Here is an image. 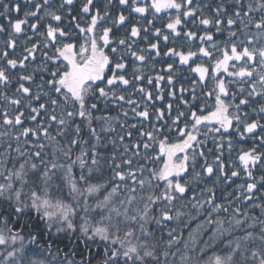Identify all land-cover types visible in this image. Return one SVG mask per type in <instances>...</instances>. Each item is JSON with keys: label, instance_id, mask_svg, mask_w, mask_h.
Wrapping results in <instances>:
<instances>
[{"label": "snow or ice", "instance_id": "1", "mask_svg": "<svg viewBox=\"0 0 264 264\" xmlns=\"http://www.w3.org/2000/svg\"><path fill=\"white\" fill-rule=\"evenodd\" d=\"M28 3L31 10H26L22 19L9 20L10 30L0 54L6 62L0 66V100L4 101L0 112V128L4 129L0 131V264H92L96 257H100L97 264H264V219L253 214L259 209L264 215V151L259 150L264 148V0H219L214 4L211 0L203 4L193 0H117L121 10L115 14L111 11L114 0H106L103 10L95 7V0H83L78 16L72 15L74 0H62L58 6H54L55 0ZM3 8L0 16L21 11L19 3L13 8L3 4ZM169 9H174L175 15H169L164 28L175 36L180 35L178 29L187 19L204 31L183 33L189 41L199 40L195 50L168 48L164 56L178 58L180 65H189L194 58L211 61L191 67L198 80L189 88L181 85L179 96L172 63L163 69L167 77H145L139 66L133 67L131 79L128 76L130 58L135 65L147 60L146 52L161 55L159 39L149 42L147 48L139 47L138 40L142 31L147 33L153 26L157 14ZM149 13L152 19H147ZM254 13L260 14L259 19ZM135 14L147 19V25L137 21L125 28ZM29 18L35 22L28 25ZM238 22L244 40L235 28ZM22 26L33 31L36 42L25 46L18 58H9L8 49L15 51V36L24 32ZM251 28L256 29L254 34ZM121 30L123 34L116 35ZM4 31L0 24V33ZM225 31L224 41L214 39V33L223 35ZM153 35L160 37L162 29L154 28ZM142 38L148 41L147 35ZM31 39L28 37L25 45ZM168 39L164 34L163 40ZM40 47L43 66L29 72V61L36 60ZM18 67L19 74L11 75L10 70ZM37 71L43 73L39 83L35 81ZM209 78L212 87L198 95V87H205ZM145 79L148 85L154 84L155 91L143 86ZM13 80L18 86L9 96L3 89ZM165 80L169 99L158 108L155 105L165 101ZM129 87L140 94L139 100L132 98L133 93L125 95ZM185 93L190 94V100L184 98ZM177 98L180 103L169 123L165 114L171 116ZM202 98L214 102L201 103ZM110 102L126 104L122 115L128 117L131 112L139 123L127 125L119 115H94L106 113ZM180 105L187 111H181ZM26 121L34 126H25ZM97 122L98 128L94 126ZM117 122L129 139L138 129L139 139L129 147L125 135H120L130 157L112 165L110 181L94 183L109 159L101 150L105 137L116 131ZM146 122L151 123V130L144 129ZM53 124L55 135L50 131ZM173 133L175 139L171 140ZM233 135L241 141L248 138L259 148L239 149L237 159L226 165L223 148L227 144L231 154ZM57 137L66 138L67 143L60 145ZM209 138L219 154L213 155V149L207 148ZM49 145L53 146L51 159L45 151ZM77 146L80 151L73 159ZM141 148L144 163L134 166L133 158L141 156ZM157 148L155 155L149 154ZM110 159L114 162L115 155ZM161 160L159 167L147 169L146 177V165ZM76 165L78 177L73 172ZM228 169H232L230 173ZM257 169L259 176L255 175ZM241 172L246 179L237 185L235 199L249 202L250 207L243 212L236 207L228 214V207L216 202L215 183H228ZM213 177V186L201 187L205 179ZM56 179L61 183L56 184ZM63 186L68 188V200L52 194L53 188L62 191ZM138 190L143 194L137 196ZM189 192L188 202L178 207L177 202ZM90 198L95 203H90ZM253 199L260 202L251 203ZM192 211L207 215L185 239L178 229L182 220L191 218ZM97 212L99 218L93 219ZM220 213L228 215L221 218ZM9 220L20 227L14 228ZM257 227L258 233L253 231ZM238 231L243 235H237Z\"/></svg>", "mask_w": 264, "mask_h": 264}, {"label": "trees", "instance_id": "2", "mask_svg": "<svg viewBox=\"0 0 264 264\" xmlns=\"http://www.w3.org/2000/svg\"><path fill=\"white\" fill-rule=\"evenodd\" d=\"M62 2V0H55V4L54 6H58L60 3ZM83 0H74V3L72 6L73 12L72 15H77L79 14V9L80 6L82 4ZM106 2V0H95V7H99L103 10V5ZM194 4L197 2H200L201 4L205 3L206 0H193ZM219 2V0H211V3H217ZM16 3H19L21 5V11L19 13H16L14 11L10 12L9 14H7L6 16H0V24L4 25L5 27V31L0 33V54H2L3 50H4V41L7 39L8 36V31L9 29V20H12L13 22L16 19H22L24 16V12L26 10H31V5L28 3V0H0V12H4V8H3V4H9L10 8H13L15 6ZM119 10H121L120 6L117 3V0H114V4L113 6H111V11L113 14L117 13ZM66 11V9H65ZM210 11V10H209ZM228 11L231 13L233 11L232 8H229ZM209 14V13H206ZM147 15V19H152L151 13L146 14ZM169 15H175V10L174 9H169V10H165L162 11L161 13L157 14V18L153 20V26H149L150 30L145 33L142 31V35L141 38L138 40V46L142 47V48H147V44L149 42H156L157 39H159L160 43H159V49H160V56H155V52L154 51H149L146 52L145 55L147 56V60L144 63H140V62H136V64H133L132 59L130 58L128 61V76L131 79V73L133 71V67L134 66H139L140 68L143 69V73L145 77L148 76H153L155 77V75L160 74V75H164L165 77H167L168 73L163 71V69L166 68V65L169 63H172L174 65V76H175V88L178 92V96H179V88L181 85H183L186 88H189L192 84L193 80H198V74L193 73L191 71V67H194L196 63H204L205 65H209L211 63V61L207 60L206 58H194V61H190L189 65H180L178 58H173V57H166L164 56V53L168 50V48H175L177 50H182L187 52L189 50V48L191 47L193 50H195V48H197L199 46V40L196 39L194 41H189L185 36H184V32L187 30H192V31H196L198 34H201L204 29L203 27H197L196 25H194L192 23L191 19H187L185 21V25H182L179 27V31H180V35L179 36H175L174 34L171 33V30L165 29L164 25L168 22V17ZM199 15V14H197ZM260 14L259 13H254V18L255 19H259ZM88 19L87 16L84 17V20L86 21ZM147 19H143L139 16V14H135L129 17V23L126 24L124 27L128 28L130 27L131 23H136L137 21H139L142 25H147ZM35 21L31 18L28 19V25L34 23ZM246 22V21H245ZM198 23V22H197ZM24 27V32L20 33V34H16L15 39L17 40V46L15 48V51L13 52L12 49H8L9 51V58H18L21 54H23V49L25 46H30L31 43H35L36 42V35H34L33 31L27 27V26H22ZM161 28L162 29V35L160 37H156L153 35L154 32V28ZM235 28L239 31L240 35H239V39L240 40H244L246 39V37L243 34V29L241 28V25L239 24V22L237 23V25L235 26ZM40 30L43 31V25H40ZM214 31V30H213ZM250 32L252 34H254L256 32L255 28H251ZM123 34V30H121L120 32H117L116 35H121ZM166 34L169 36L168 41H164L163 40V35ZM144 35L148 36V41L146 42L142 37ZM227 36V31H225L223 33V35L221 34H215L214 33V39L218 42H222L225 40V37ZM28 37H32L31 41H29V43L27 45H25V41L27 40ZM223 46V45H221ZM257 46H260L259 44H257ZM42 47H40L36 53V60L34 62H32L31 60L29 61V69L28 71L31 72L33 69H37V68H42L43 66V61H44V57L42 55ZM51 54V52L49 53ZM6 62L0 58V66H5ZM231 70V69H230ZM21 70L19 69V67L15 70H10L11 75L16 76L19 74ZM211 71V69H210ZM42 71H37L35 73V81L36 83L40 82V76L42 75ZM48 77L45 76V79H47ZM225 79H227V77L225 76ZM17 83L15 80H13V82L8 86V88L3 89L5 92H7V94L9 96L13 95L15 93V89L17 87ZM143 86H145L146 88H150L151 90L155 91V86L153 85H148L147 83V79H145L143 81ZM162 86L165 87V101L164 103H157L155 106L156 107H163L164 104L167 103L168 101V97L166 95L168 88L166 86V80L165 82H162ZM33 90L35 91V85H32ZM212 87V80L209 78L206 82V86L203 87L202 89L198 87L197 89V93L198 95L201 92H207L210 88ZM234 90V89H233ZM128 93H133V89L131 87L127 88L125 91V95H127ZM133 99L139 100L141 98L139 93H133L132 95ZM184 98L190 100L191 96L188 93L184 94ZM213 99L209 98L208 100H204L203 98L201 99V103H206L208 105H211L213 103ZM179 98L175 99L173 101V110H172V114L171 116H169L167 113L165 114V120H167L169 123H171V120L173 117H175L176 115V105L179 104ZM4 106V101L0 100V112H2ZM255 105H252V107H254ZM103 104L101 105V108L103 109ZM128 106L126 104H120L119 106L115 103H109L108 107H107V111L105 113V111H101L98 113H94V115H110V116H120L121 120H125L127 125H131V124H138V120L132 118V114L131 112H129V116L128 117H124L122 115V108H127ZM197 107H199V105H197ZM150 111H152L151 107L149 109ZM180 110L181 111H187V109L183 106L180 105ZM208 110H211L210 108ZM245 111H249L250 109H244ZM206 114V113H205ZM28 112L25 111V117H27ZM255 118V117H253ZM0 119H2V117H0ZM25 126H34L31 124V122L26 121ZM94 126H96L97 128L99 127L98 122L94 124ZM181 126H183L181 124ZM116 131L110 134H107L105 137V146L103 149H101L104 153V155L106 157H108V161L106 163H104V168H103V173L102 175L98 174L97 178L94 179L92 182H103V181H110L111 180V167L114 163H121L122 160L124 159H128L130 157V153H125L124 152V147L123 145L120 143L119 141V136L120 135H125V141L124 143L128 144L129 147H131V145L139 139V135H138V129H134L133 130V135L132 137L129 139L126 135V131L121 130L119 123L117 122L116 125ZM152 125L151 123L146 122L144 125V129L145 130H151ZM4 129L0 128V131H2ZM51 134L55 135L56 134V125L53 124L52 128L50 129ZM231 131V130H230ZM261 133L259 132V130L257 131V136H259ZM233 150L231 152V154L229 153V150L227 148V144L224 145L223 148V159L225 164H230L232 161H235L237 159L238 156V151L239 149L243 148V149H248L251 147H258V144H255L248 138H245L244 140H239L238 137H236L235 135H233ZM29 139H32L31 137H29ZM171 140L175 139V133H173L172 137H170ZM201 139H203V137H201ZM57 140L59 141L60 145H64L67 143V139L66 138H61V137H57ZM115 140L116 143L113 144L111 141ZM45 143H47L45 141ZM13 147H15V144L13 143ZM52 148L53 146L49 145L45 151L47 153H49V156L47 157L48 159H51V152H52ZM207 148H212L213 149V155L219 154L215 152V147L213 144V141L211 140V138H209L208 144H207ZM3 149L0 148V151H2ZM260 151H264V148H259ZM80 148L77 146L74 148L73 153H72V158L75 159V156L79 154ZM158 151V148L156 149V151L150 152V155H155L156 152ZM115 155L116 159L113 162L110 158ZM143 149L141 148V156L140 157H136L133 158V165L135 166L137 163H144L143 159ZM213 158V156H209V159L211 160ZM61 162L63 163V159H61ZM163 163V161L161 160L159 164H154V163H148L146 165V170L144 175L147 177L148 176V172L147 169L151 168V167H159L161 164ZM9 166H11V164H9ZM197 170H199V164L197 165ZM232 169H228L229 173ZM73 172L74 174L78 177L80 174V169L79 166L76 165L73 168ZM62 173H58V176H61ZM255 175L259 176L261 175V172L259 169L256 170ZM245 177H244V173L241 172L240 177L239 178H233L232 181L228 182V183H224L223 181L220 182H216L215 183V192H216V202L220 203V204H224L228 207V214H231L233 209L236 207H240L241 212L248 210L250 205L249 202L246 201H240L235 199L238 196V191H237V185L243 184L245 183ZM215 181V177H213L212 179H205L203 181V184L201 185V187H210L213 186V183ZM56 184H60L61 180L60 179H56L55 181ZM129 185H131V182H129ZM161 186H162V182H161ZM196 192L199 193L200 192V187H197ZM28 189H25V192H27ZM52 194L54 196H61L63 199L68 200V188L67 186H63L62 191H57L55 188H53L52 190ZM143 193H140L139 190L137 191V196L142 195ZM103 195V190L100 194V198H102ZM123 194L121 195L122 198ZM191 196V192L188 193V195L183 199L177 202V206L179 207L180 205L187 203L188 202V197ZM118 198V199H119ZM118 199H117V203H118ZM90 203H95L94 199L90 198ZM260 201H257L256 199H253V201L251 203H258ZM142 206V205H140ZM207 207V206H206ZM182 211H186L185 209L181 208ZM225 213H220L221 218H225L226 215ZM253 214L255 216L260 217L261 219H264V215L261 214L259 209H255ZM33 217L35 216V213L32 214ZM82 215V213H81ZM207 215L206 212H200L199 215H197V213L195 211H192L191 213V218H185L184 220H182L181 222V228L178 229L182 230L183 232V237L186 239L189 235V232L193 231L194 229L197 228L198 224H201L204 219L205 216ZM92 218L93 219H98L99 218V213H93L92 214ZM214 218H215V214H214ZM9 224L12 225V221L9 220ZM186 225V226H185ZM14 228L18 229L20 227L19 224H15L12 225ZM175 226V225H173ZM208 229L205 228V232H207ZM254 232L258 233L259 232V228H255L253 229ZM237 235H243V232L238 231L236 233ZM25 235V239L27 240V236L28 233L27 231H25L24 233ZM157 235L159 236L160 233L157 232ZM165 239H167V236L165 235ZM203 239H207V235L203 236ZM61 248L64 249L65 252L68 251V248L64 247V244H60L59 245ZM31 248L35 249L36 247H38V245H31ZM103 247V245H101V248ZM93 248H95V245L93 246ZM77 259L80 258V256L78 255L76 257ZM100 259V257H96L95 259L92 260V264H97V261Z\"/></svg>", "mask_w": 264, "mask_h": 264}]
</instances>
